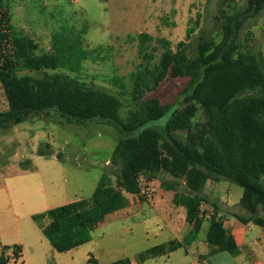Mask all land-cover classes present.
Instances as JSON below:
<instances>
[{
    "label": "trees",
    "instance_id": "16d2710c",
    "mask_svg": "<svg viewBox=\"0 0 264 264\" xmlns=\"http://www.w3.org/2000/svg\"><path fill=\"white\" fill-rule=\"evenodd\" d=\"M236 1L224 3L235 8ZM263 9L264 0H246L242 11L225 15L218 44L201 32L194 46L190 39L196 28L189 29L187 41L175 47L164 38L156 40L158 46H152L151 35L139 34V54L147 64L131 74V89L116 79L121 87L116 95L72 75L80 73L82 62L90 57L89 51L55 37L52 50L40 54L33 39L15 30L9 6L0 0V85L7 102V109L0 112V128L9 129L32 116L55 111L69 124L104 121L118 133L112 154V162L120 166L115 184L111 185L108 175L103 174L90 199L43 214L50 223L42 233L53 250L66 253L89 243L91 232L108 216L129 206L127 195L144 198L143 183L147 187L161 175L185 184L186 192L177 194L175 203L185 208L186 220L192 226L187 243L197 238L207 219L206 242L213 247L212 253L227 252L233 257L240 254L217 212L208 218L201 210L209 204L203 195L207 180H227L241 187L240 206L250 213L249 219L242 220L264 230V217L259 215L264 212V57L242 51L237 44L243 23ZM159 48L160 60L150 68ZM24 71L35 75L23 74ZM168 79L188 80L176 106L148 95ZM126 95L131 97L134 108L123 118L122 97ZM199 109L205 122L194 127L192 119ZM180 130L188 132L185 143L174 136ZM39 153L42 155V151ZM176 248L174 243L156 246L141 254L140 260L168 255ZM10 249L13 259L22 258L20 247H3L0 264L9 263L6 250ZM87 264L100 263L90 256Z\"/></svg>",
    "mask_w": 264,
    "mask_h": 264
},
{
    "label": "rangeland",
    "instance_id": "374dc122",
    "mask_svg": "<svg viewBox=\"0 0 264 264\" xmlns=\"http://www.w3.org/2000/svg\"><path fill=\"white\" fill-rule=\"evenodd\" d=\"M5 3L9 6L15 30L33 39L40 54L52 50L55 37L73 42L78 49L89 51L90 57L82 62L80 73L72 75L105 92L119 95L121 87L116 79L131 89V74L147 64L139 54V34L151 35L154 38L152 46H158L156 40L164 38L175 47L179 42L187 41L189 29L196 28L190 39L194 46L201 32L206 33V39L218 44L222 39L224 16L242 11L246 0H237L235 8H228L224 0H5ZM237 44L242 51L264 57V9L257 17L243 23L237 34ZM161 53L159 48L150 68L159 62ZM187 83V79H168L148 95L156 96L163 104L176 106L181 102L180 95ZM122 101L121 114L125 118L134 103L128 95L122 97ZM6 109V98L0 85V112ZM204 122L199 109L192 125L196 127ZM158 128L165 135L161 123ZM174 136L185 143L188 132L176 131ZM117 142L118 133L107 122L69 124L55 111L32 116L9 129L0 128V207L8 226L12 229L19 226L22 233L29 227L39 231L46 208L90 199L103 174L108 175L110 184L114 185L120 168L112 162ZM262 182L264 184V178ZM142 187L146 189L144 183ZM151 187L155 191L150 197L144 196L145 200L157 196V187ZM178 190L186 192L185 185ZM242 194L241 187L227 180L218 182L214 197L221 205V202H229L232 211H218L219 219L234 221L236 216L248 215L249 212L240 206ZM203 207L205 215L210 217V207L206 204ZM143 209L144 212L134 218H109L91 232L89 243L71 254H60L56 258L41 249L43 264H87L90 256L100 264L123 259L136 262L139 255L153 247L182 240V209H173L172 217L160 204L154 209L144 203ZM259 215L264 217V212L260 211ZM208 228L209 221L205 220L198 234L200 241L206 239ZM248 228L252 229L250 239L264 241L262 227L252 222ZM39 235L48 243L42 233ZM2 250L0 240V256ZM187 251L186 245L179 246L170 255L146 258L136 264L195 262L198 258L195 251ZM257 254L264 260L261 247ZM22 255L21 259H13V250H6V256L10 257L8 264H42V259L38 262L32 248L22 250ZM205 264L241 263L227 252H218L207 257Z\"/></svg>",
    "mask_w": 264,
    "mask_h": 264
},
{
    "label": "crops",
    "instance_id": "0c3cea01",
    "mask_svg": "<svg viewBox=\"0 0 264 264\" xmlns=\"http://www.w3.org/2000/svg\"><path fill=\"white\" fill-rule=\"evenodd\" d=\"M163 177L165 178L166 181L163 180L164 179ZM143 181H146V180L143 179ZM147 184L149 186L157 187L158 189L157 196H155L154 198H149L145 200V197L142 198L136 195H130V194L127 195L129 206L121 211H118L108 216L105 220V223L109 218L110 219H117V218L126 219L128 217L129 218L137 217L139 213L144 212V209H143L144 203H148L150 208H154V209H156V206L160 204L164 208L165 212L170 215V217H172L173 215V212H172L173 209L175 210L182 209L183 218H184V221L182 222L183 231L180 232L182 235V240H179L176 242H170V243H174V245L177 247L186 245V247L188 248V251H187L188 253L195 251V254L197 255L198 258L195 262L190 263V264H205L207 257L218 253V252L212 253L213 247H211L206 242V239L204 241H200L198 239V236L196 239L187 243V238L189 237L192 226L186 220L185 208L175 203V196L181 193V191H179L178 188L181 187L183 189L184 182L183 184H180V181H175L171 177H168L166 175H163V176L161 175L155 180ZM217 184L218 182L207 180L205 187L203 189V195H205L209 199V204H206V206L208 208L210 207L209 210L212 213L216 211L218 214V211H221V210H225L227 212L232 213L229 202H221L222 203L221 205L220 202H218V200L215 199L214 193L217 190ZM177 185H179V187ZM185 191H186V187H185ZM69 203H71V201L66 202V204H69ZM202 207H201V210L204 212V209H202ZM50 209L51 208H46L44 214H46ZM3 212H4L3 209L0 207V240H1L2 247L18 246L23 251H26L27 248H32L33 254L37 255L38 262H40V259H42L41 260L42 264H43L44 259H43L42 252H40L41 249H45L46 251L50 252L51 254H53V256L57 258L58 256H60V254H71L72 252H74L76 249L79 248V247L75 248L66 253H57V254L52 253L53 248L49 247L51 245H48L50 244L48 240L46 239L47 240L46 242L48 243H45V241H42L39 235L40 233H42L43 229L50 223V220L47 216H45V218L39 224L40 233L39 231H36L35 229H32L31 227H29L28 230H25V233H22L19 226H16L15 229H12L11 226H8L6 220L3 218V215H4ZM156 214L158 215L157 212ZM206 217H209V216L206 215ZM249 218H250V213H248L247 216L246 215L236 216V220L234 221L223 220L225 229L227 230L228 234L234 237L238 245V248L240 250V254L234 257V260L236 262H240L241 264H264V260L260 258L257 254L259 247H261L264 250V241L263 239L254 240V241L250 239L249 232L252 229L248 228V225H250L252 222L245 223L242 220V219H249ZM8 228H10V230ZM10 231L12 232V234L10 233ZM170 243H168L167 245H169ZM168 255H170V253ZM140 256L141 255H139L136 262L134 260H130L131 264H136L137 262H141Z\"/></svg>",
    "mask_w": 264,
    "mask_h": 264
},
{
    "label": "built area",
    "instance_id": "2783aa9c",
    "mask_svg": "<svg viewBox=\"0 0 264 264\" xmlns=\"http://www.w3.org/2000/svg\"><path fill=\"white\" fill-rule=\"evenodd\" d=\"M154 191H155L154 187L148 186V187H146V189H143V188H142V192H141V194H142V196H148V197H150L151 194H152ZM223 222H224V221H223Z\"/></svg>",
    "mask_w": 264,
    "mask_h": 264
}]
</instances>
